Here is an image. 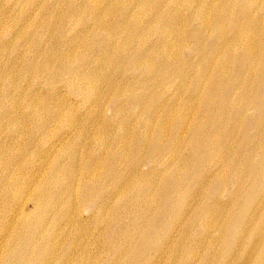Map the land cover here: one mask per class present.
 I'll return each instance as SVG.
<instances>
[{"label":"rangeland","instance_id":"rangeland-1","mask_svg":"<svg viewBox=\"0 0 264 264\" xmlns=\"http://www.w3.org/2000/svg\"><path fill=\"white\" fill-rule=\"evenodd\" d=\"M41 1L35 0L32 6L26 5L25 0H11L12 3L10 0H0V12L5 9L12 14V17L7 18L8 20L4 19L3 15L0 16V37L10 44L8 51L0 49V60L3 58L0 61V188L4 186L5 181L10 187L7 194L0 196V264H44L46 262L58 264L61 261L63 264H131V262L186 264L185 261H188V264L204 262L205 264H222L221 255H225L227 250L224 249L221 240L214 238L223 232L228 224L226 214L220 212L225 209L231 210L234 197L238 196L237 188L238 190L242 188L238 187L233 174L236 172L235 168L244 163L246 156L249 155L245 146L246 134L238 131L236 138L229 141V151L227 149L224 151L227 160L228 153L237 150L240 164L233 167L228 164L226 185L222 188L213 185L206 191L203 188H207L209 183L207 179L199 183L194 181L195 172L199 170L185 165L184 159L189 154V148L187 151L184 149L185 143L189 142L190 133L197 127L196 121H205L208 118L206 110L199 107L202 105L204 96L210 97V102H221L218 98L219 93H214L210 86L212 77L221 75L225 70L223 66L227 67L229 76L233 74L234 64L231 62L228 51L223 48L226 40L233 38V41L235 40L234 31L231 29L232 21L244 10H249L253 18L258 15L264 18V0H246L248 4V1L253 2L250 7L245 0H180L179 8L182 11L180 21L185 20L187 23L186 25L182 22L176 23L181 30L179 37L174 34V39L177 41V56L169 61L163 54L149 55L153 64L152 69L143 67L142 62H138L141 65L139 68H134L136 64L134 67H128V58L121 54L127 48L122 49L119 46V49L113 42L108 44L113 50L112 53L116 50H120L119 52L115 55L110 53L109 56H104L103 53L98 56L97 46L89 49L83 42L78 41L75 47H81L80 51L89 54L90 59L89 63H79L82 66L78 65V69L95 71L98 75L97 82L92 81L90 84L95 88L90 87V92L93 90L94 96L91 104L95 109L88 112L90 115L88 113V115H81L82 101L75 100L68 105L65 115L60 117L48 115L49 111L57 112L64 104L63 100L73 99L74 94L65 86L64 81L60 80V76L54 81L52 79V75L59 69L58 59H54L45 71L27 68L24 57L19 55L27 50L23 41L16 40L14 34L21 28L13 25L20 10L29 11L32 19L39 18ZM124 2L128 7V1ZM48 3L50 4V1ZM48 7L50 12L52 7ZM198 8L208 10L212 23L218 21L217 24L223 31L220 32L212 27L205 30L200 21L196 17L193 18ZM189 17L191 21H188ZM141 18L140 24L147 25L149 20L144 16ZM155 18L159 19L156 16ZM117 21L120 22L119 18L108 19L110 24H115ZM162 21V26L174 25L173 20L163 19ZM75 23L74 20L71 35L80 30V25ZM7 25L11 26V29ZM253 28L245 17L240 19L237 30L244 35L251 34L259 50L261 44L259 34H264V28L260 33ZM125 33L123 35L119 33L116 36L123 40L129 49L140 48L129 36L131 32L125 30ZM218 39L221 45L213 52L212 57L218 65L211 67L205 63L202 55L209 54L210 48ZM237 49L238 44L234 43V48L231 47L229 53L232 52L234 55ZM33 50H30V53L28 51L25 59L37 58L39 63L43 64L46 54L37 55ZM183 56L188 58L189 63L182 61ZM94 57L98 59L102 57V60L106 61L103 66L99 65L103 68L90 64ZM16 61L17 63H14ZM255 65L258 64L255 63ZM6 71L16 72L17 77L14 81L12 80L17 85L16 89L10 87L12 82L5 76ZM199 76L205 81L197 89ZM253 88L257 86L253 85L250 89ZM17 91L20 96L16 94ZM239 92L242 93L241 90L234 91L235 99L240 96ZM56 93L60 96L59 100L54 96ZM34 96L40 98L39 103L33 100ZM256 98L258 97H251V99ZM251 99L246 98L245 101L248 102ZM31 105L37 107L38 115L29 108ZM197 106L198 109H196ZM16 110L22 114L18 115L20 117L17 121L12 116ZM248 112L250 117L256 115L253 109ZM70 113L77 115L71 119L68 115ZM226 115L225 112L223 116ZM183 116L187 121L180 126L182 121L180 118ZM69 127L72 129L69 130ZM204 129L198 130L202 132ZM161 132L165 134L161 137V143L162 141L168 143V140L174 142L176 134L179 135L181 142L177 152L171 151L173 154H165L166 162L161 163L162 165L158 161L160 154L152 150L153 141ZM250 135H255L254 129L250 131ZM61 140L67 141L63 149L49 150L53 142L59 144ZM252 159L256 162L259 159L258 155L254 154ZM5 160L8 161L7 164L4 163ZM138 161L141 168L138 169L135 178L128 179L125 176L121 179L117 190L118 185L113 184L111 179L117 177L116 175L120 172L128 173L132 168L129 164ZM214 162L219 163V160L215 159ZM73 168H76L75 173H78V178L80 175L83 178L81 186L75 189L74 193L68 188H62L58 193L56 188L49 189L52 195H58H55L56 200L47 199L44 203L50 207L42 211L47 223L39 224L34 230L18 226L11 235L5 232L12 218H16L21 209L25 214L24 217L35 218L39 214L40 208L37 209V205H40L42 200L35 195L39 184L47 185L52 179V174L56 179L67 183L70 180L68 174ZM177 168L183 170L181 173L186 170L189 177L183 183L169 182L178 186L179 191L163 190L166 186H159L148 191L147 187L164 183ZM155 169L166 170V173L165 175L162 172L159 175L155 174L153 173ZM88 173L92 175L89 177ZM33 176H37L38 179L34 182L35 184L31 182ZM105 181L107 187L102 194L98 186ZM139 183H143L146 189L141 192L134 190L137 184L142 185ZM21 196H27L24 200L25 206L17 210L11 209L14 203L18 205L22 199ZM212 198L215 199L214 202H211ZM172 201L176 206L168 214L170 208L167 204L169 205ZM70 203L72 208L69 206ZM262 206L264 208L263 203L259 207V212L255 210V217L251 219L253 223L259 219ZM236 208L238 207H235V210ZM63 211L64 215L61 214ZM69 214L73 217L68 224L66 219L68 220ZM195 215L198 218L191 223V218ZM6 221L9 222L5 223ZM49 221L55 222L61 238L59 244H55L54 259L45 260V255L40 254L39 249L49 244L46 238L51 232ZM151 224L157 225L155 226L157 233L148 235L147 229ZM202 226L207 228L204 234L200 232L199 227ZM253 226L254 224L251 226L248 224L247 228L250 230ZM44 233H47L46 236L41 238ZM30 235L33 236V243H27ZM248 238L249 243L256 241L254 246H257L259 242L264 243V232L258 237L249 236ZM13 241L18 242L17 252L19 253L10 255L8 247ZM249 246L246 240L237 243L232 248L234 258H229L225 264H253L256 259L254 251L256 248L251 249L248 248ZM69 249L71 256L65 260L63 254L67 255L66 251ZM246 250H248L247 253Z\"/></svg>","mask_w":264,"mask_h":264},{"label":"bare ground","instance_id":"bare-ground-1","mask_svg":"<svg viewBox=\"0 0 264 264\" xmlns=\"http://www.w3.org/2000/svg\"><path fill=\"white\" fill-rule=\"evenodd\" d=\"M25 1L26 5L33 6L35 4V0ZM48 1H50V4L48 3ZM124 1L125 0H42L39 5L41 9L39 18L37 17L36 19H32V14L30 15L29 11H25L22 8L18 16L15 17L14 24H12L21 27L19 31L17 30L14 33L16 37L15 39L23 41L24 47L27 50L19 54L21 55V57H24L23 60L24 62H26L27 68L29 67L33 70L45 71L50 67V63L54 59H58L59 69L54 75H52V79L54 81L58 76H60V80L64 81L65 86L74 94L73 99L69 98L63 100L64 104L59 107L57 112L54 113L49 111L48 115H57V117H60V115H65V111L67 110L68 105H71L75 100L82 101V104H80V107L83 108V112L81 113V115H88V112H90L91 109H95L93 107V104H91L93 103L92 98L94 99V96L92 95L93 90H91L90 92V87L92 86H90V84H92V81L97 82L98 75L95 71H80L78 69L79 66H82L79 65V63L86 64L90 62V59L88 57L89 54H87L85 51H80L81 47H75L78 41L83 42L84 46H88L89 49L97 46L98 56L99 54L102 55L103 53L104 56H109V54L112 53L113 50L111 49V47H109L108 44L112 42L116 46H118L119 49V46H121L122 49L127 48V50L121 54L128 58V67H134L136 64V67L134 68L141 67L138 62H142L143 67L152 69L153 64L151 58L149 57V55L151 54H163L169 61H172L177 56V41H175L174 39V34H177V36L179 37L181 30L176 23L179 22L180 24L182 22V24L184 23L185 25L187 23L185 22V20L180 21V17L182 16V11L179 8L180 0H127L128 7L125 6ZM245 2L248 7L253 4V2L250 1H248L249 4L246 0ZM48 6L52 7V9H50V12L48 11L50 8ZM195 12L196 15L194 14L193 18L196 17L205 30L212 27V29L219 30L220 32L223 31V29L220 28L221 26L217 24L218 21L212 23L208 10L205 11L201 8H198ZM10 13V11H6L5 9H3V12H0V16L3 15V18L8 20V17H12V14ZM143 16L149 20L147 22V25L140 24V21H142L141 17ZM155 16L159 19H156ZM110 17H113L115 19L119 18L120 22L117 21L115 24H110L108 23V19ZM245 17L247 19V22L250 23L255 29H257L259 33L262 32L264 28L263 16L258 15L256 18H253V15L249 12V10H244L241 14L238 15V17L236 16V19L232 21L231 29L234 31L235 40L233 41L234 38L226 40L223 48L228 51V54L231 57V62H233L234 64V69L232 72L233 74L229 76L227 67L223 66V69L225 70L221 73V75H215L212 77L210 86L214 90V93H219L218 98L221 99V102H210L211 98L207 95L204 96L202 105H200L199 107H202L203 110H206V112L208 113V118L205 121H196L197 127L190 133L189 142L185 143V149L183 145V149L185 151H187L189 148V154H187L186 158L184 159L185 165L190 168L193 167L192 169L196 167L195 170H199L195 172L196 176L194 177V181L196 183H199L203 179H207L209 181L207 188H203L207 191L209 188H212L213 185H216L220 188L225 187L226 177L228 176V164L233 167L236 164H240V162L238 161L239 159L237 150H233L232 152L230 151L231 153H228L229 157L227 158V160L224 156V151H226V149L227 151H229V143L233 138H236L238 131L241 133L244 132L246 134L247 141L245 143V146H247L246 152L249 155L246 156L244 163H241L239 167L235 168L236 172H234L233 174V179L238 183V187L242 188H240V190H238L237 188L238 196L234 197V204L232 205L231 210L225 209V211L220 212L221 214L223 212L226 214V223L228 224L226 226V229L223 230V232L219 233L216 238H214L215 240H221L223 242V247H225L224 249L227 250L225 255H221L222 264H225L229 258H234V250L232 249L233 246H235L240 241L243 242L244 240H246L247 245L250 244L248 248H256L254 249L256 253V259L254 260L253 264H264V243L259 242L257 246H254L256 245V241L249 243L248 238L249 236L258 237L260 233L264 232V211L262 212V210L264 209L263 206L259 219L255 221V223L251 221V219L255 217V210L259 212L260 205H262V203L264 205V34H259V40L261 44L260 49L258 50V46L254 41L255 38L251 34L244 35L241 32L238 33L237 27L239 21L240 19H243ZM163 19L173 20L174 25L167 24V26H162ZM74 20L76 21V25H80V30L76 34L71 35V33H73L72 23L74 22ZM191 20L192 19L189 17L188 21ZM130 22L131 24H129ZM10 27L11 26H9L8 28ZM125 30L132 33H130L129 36L132 38L133 42H135L140 48L134 49L131 47V49H129L128 45L124 43L123 40L121 41L120 38H117L116 35L119 33H121L122 35L126 34ZM234 43L238 44L237 52L239 53L235 51V54L233 55V53L230 52V54L229 51L231 50V47L234 48ZM9 45L10 44L8 43V41L0 37V49L6 52L9 50ZM219 45H221V43L218 39V41L215 42L210 48L209 54L204 53L202 55V59L206 61L205 63L207 65H211V67H216V65H218L212 60V57L213 52L216 51ZM146 48L148 49L145 50ZM32 49H34L33 52H36L37 55H40L42 53L46 54V60L45 62H43V64H40L39 59L37 58H33V60L27 58L25 59L28 51L30 53V50ZM119 51L120 50H116V52ZM116 52H113L112 55H115ZM1 60H3V58ZM255 60H257L255 63H257L258 65H255ZM182 61L184 63H189L188 58L185 56L182 57ZM93 62L90 64L93 66L96 65L99 68H103L99 65L103 66L106 63V61L102 60V57L99 59L94 57ZM14 63H17V61ZM15 73V71L12 73L6 71L5 76L10 80V82H12V80L14 81V79L17 77V74ZM199 79V84L196 85L197 89L205 81V79H203L201 76H199ZM252 84L256 85L257 88L250 89L251 87H253ZM15 85V82H12L10 84V87L16 89L17 85ZM91 88H94V86H92ZM237 90L242 91V93L239 92L240 96H237L236 98L238 99V101H236V99L234 98V96H236V94H234V91ZM16 94L20 96L18 91ZM21 95H23V93ZM54 96L57 100L60 99L58 93H56ZM252 96L258 97L256 98L257 100L251 99ZM246 98H250L251 100L246 102ZM33 100L37 101L38 103L40 102V98L37 96H34ZM199 107L197 106L196 109H198ZM29 108L32 111H35L37 115L39 114V110L36 106L31 105L29 106ZM250 109L256 111V115H254L253 117L248 116V111ZM225 112L227 115L223 116ZM18 115L22 114H20L19 111L16 110L12 115L13 117H15V121H17L18 117H20ZM68 115H70V118L72 119L74 115L77 114L70 113ZM185 119L186 117L184 116L180 118V120H182L180 121V126H183V123H186L187 120ZM72 127H69V130L70 128L72 129ZM201 128L205 129L201 132L200 130H198ZM252 129H254L255 131V135L253 136L250 135V131ZM68 134L71 135V133ZM179 134L182 135V133ZM144 135L147 137V134L144 133ZM164 135L165 134L162 132L159 133L157 137H155V141H153L152 150L153 152L158 151V154H160V157H158L160 165H162L161 163L166 162V160H164L165 154H173L172 152H177L180 149L181 144L178 134L174 136V142L167 139L168 143H165L164 141H162L161 143V137H164ZM66 140H61L59 144L53 142L51 146H49V150L59 151L60 149H63L68 141ZM48 154L50 153L48 152ZM254 154H257L259 158L256 162H254V160L252 159V156H254ZM215 159H218L219 163L214 162ZM4 163L7 164L8 161L5 160ZM39 163L40 162H38L37 164ZM139 163L140 162L138 161L129 164L132 167L129 171L131 172V175H129V172H120L118 173V175H116L117 177L111 179L113 184L118 185L117 190L121 184V179H123L125 176V178L128 177V179L135 178L138 169L141 168L139 167L141 165ZM57 169L58 167L56 168V170ZM182 171L183 170L181 168H177V170L173 172L172 176L170 175L166 178L167 181L165 180L164 183L161 182L158 185H150V187H147L148 191L150 192V190H154L159 186H166L165 188H163V190H167L170 192L179 191L178 186L170 184L169 182L172 181V183H183V181L185 182L186 180H188L189 177L187 176V171L184 170V172L181 173ZM206 171L207 173H205ZM75 172L76 168H73L71 172H69L68 175L70 180L67 183H64L61 179H56L55 175L52 174V179L49 183H47V185H36L37 189L35 195L41 197L42 200L40 205H37V209L40 208L38 210L39 214H37L35 218L30 216L24 217L25 214H23L22 209L21 211L19 210L20 212L18 216H16V218H12V220L14 218L15 219L13 221L11 220L10 224L8 223L9 227L8 229L6 228L7 230L5 229V232L11 235L15 231V229L18 228V226L27 227L29 230H34L39 224L43 225L47 223L45 221V214H43L42 211L50 207L44 205V203L47 199L53 201L56 200L57 198L55 197V195H58H52L49 189L56 188V192L58 193V191H61L62 188H68L74 193V190L78 189L81 186V181L83 179L81 175L80 178H78V173L76 174ZM86 172H88V170ZM161 172L163 173V175H165L166 170H153V173H158V175ZM91 175L92 173H88L89 177ZM36 180L38 181L37 176H33L31 182L34 183ZM245 181H248V183H245ZM84 184L86 185L85 182ZM139 184L142 185L138 186L137 184L136 187H134V190L141 192L142 190L146 189L143 183ZM34 187L35 186H33V188ZM106 187V181L105 183L102 182L101 184H99L98 188H100V193L103 194L106 191ZM9 189V183L5 181L4 186L0 188V196L3 194H7L9 192ZM13 193L14 192H12V194ZM27 196H21L22 199H20L18 205L14 203V206L11 209L17 210L25 206L24 200ZM207 200L210 201V199ZM214 201L215 199L212 198L211 202ZM69 206L72 208L71 203ZM175 206L176 205L173 201L169 202V205L167 204V207H169L170 210H168L167 213L169 214L173 207L175 208ZM222 207L228 208L225 205H222ZM235 207L238 208H236L235 210ZM61 214L64 215V211ZM71 217L73 216H70V214L69 216H67L68 220L66 219V221L68 222V224L71 220ZM196 218H198L196 215L192 216L191 223H194V220ZM7 222L9 221H6L5 223ZM248 224L250 226L254 224V226L249 230L247 228ZM155 226L157 225L151 224L148 226V235L157 233ZM199 228L201 229L200 232L202 234L207 231L206 226H202ZM49 229H51V232L48 237H46L49 240V244H47V246H45L44 248L39 249V253L45 255V260L50 258L51 260L54 259L53 253L55 251V244H59L61 238V235L57 232L55 222H50ZM47 233H44V236H41V238L45 237ZM201 233L200 235L202 236ZM2 234H4V232H2ZM32 237L33 236L30 235V238L27 239V243H33ZM16 240L17 239H15V241ZM8 248H10L8 249L10 250V255L19 253L17 252V250L19 249L18 242L13 241L12 243H10ZM56 248L59 250L58 247ZM51 252L52 254H50ZM245 252L247 253L248 250H246ZM66 253L67 255L63 254L65 260L70 258L71 250H67ZM62 262L63 261L58 264H63ZM135 263L136 262H131V264ZM185 263L188 264V261H185ZM44 264L49 263L46 262ZM203 264H205V262Z\"/></svg>","mask_w":264,"mask_h":264}]
</instances>
